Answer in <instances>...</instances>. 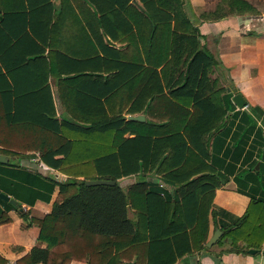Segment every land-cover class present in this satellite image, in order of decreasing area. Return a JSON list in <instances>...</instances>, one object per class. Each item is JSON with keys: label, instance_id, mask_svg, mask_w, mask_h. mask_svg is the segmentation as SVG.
Instances as JSON below:
<instances>
[{"label": "trees", "instance_id": "trees-1", "mask_svg": "<svg viewBox=\"0 0 264 264\" xmlns=\"http://www.w3.org/2000/svg\"><path fill=\"white\" fill-rule=\"evenodd\" d=\"M188 4L0 0V61L13 60L8 67L0 63V154L9 157L0 161V188L33 205L49 201L58 187L44 214L0 198V221L15 208L39 227L46 243L16 264H174L206 248L210 215L222 230L218 243L262 246L264 198L251 197L239 216L212 207L217 171L208 139L225 123L231 92L216 88L217 78L210 76L218 61L201 44ZM245 13L258 11L246 0H220L202 16ZM71 26L84 29L94 52H64ZM102 34L136 45V58L133 53L121 61L105 43L99 55ZM47 48L64 75L58 74V113L46 80L31 79L53 60ZM19 49L25 52H1ZM141 112L144 121L126 117ZM243 117L252 130L256 122L246 112ZM31 154L67 179L22 164ZM129 176L134 181L122 186L120 179ZM91 178L115 184L86 185Z\"/></svg>", "mask_w": 264, "mask_h": 264}, {"label": "crops", "instance_id": "crops-1", "mask_svg": "<svg viewBox=\"0 0 264 264\" xmlns=\"http://www.w3.org/2000/svg\"><path fill=\"white\" fill-rule=\"evenodd\" d=\"M246 1L258 13L227 14L223 17L208 19L203 18L202 15L213 11L220 0H188V12L199 29L201 44L218 61L210 76L217 78L216 88L226 87L231 92L230 109L227 111L225 123L208 139L209 162L217 171L212 207H222L237 216L245 212L251 197L264 198V151L262 154L264 148L262 120L264 115V0ZM246 15H251V17L243 18ZM87 32H89L88 29ZM68 35L69 38L66 37L65 41L64 52L66 54H72L74 51L85 54L94 52L88 40L85 39L87 34L84 29L79 31L75 26H71ZM102 40L97 41L96 51L99 55H104L105 43L114 48L121 61H126L133 53L135 58L137 56L138 47L135 44L133 47L131 42L120 38L113 40L106 34H102ZM1 52L19 55L25 51L19 49L11 53ZM44 53L53 60L44 61L43 68L35 72L39 77L31 79H37V84L42 79L46 80L58 113L56 94L58 74L60 77L64 75L59 73L58 64L48 52V48ZM17 61L21 62V66L23 65L21 57ZM12 62L13 60L6 56L0 61L7 67ZM4 65L2 66L5 67ZM3 70L5 71V68ZM236 92H240L245 99V105L242 107H238L232 99ZM252 107H257L260 112L258 109L252 111ZM245 112L256 122L252 130L249 129L247 121L243 119ZM141 113L145 115L144 120H146V114ZM129 116L126 117L129 118ZM258 129L261 131L258 132ZM261 142L263 144L260 145ZM21 163L28 168L41 170L45 174L56 171L43 164L35 154L23 158ZM252 163L255 164L254 170ZM127 178L135 179V176L120 179V184ZM219 181L221 182L218 184ZM0 190L3 191L1 188ZM57 190L58 187L55 186L49 201L36 199L33 205L19 203L23 209L31 208L35 214L50 212ZM6 214L9 220L0 221V257L5 259L6 264H16L17 260L33 246H46V243L38 238L39 227L36 224L29 223L15 208L8 209ZM215 227L210 215L208 238ZM217 240L211 246H206L207 249L204 248L178 258L174 264H264V242L260 248L254 247L256 250L250 252V247L236 248L232 247L227 239L223 240V243H218ZM69 264H86V262L74 259Z\"/></svg>", "mask_w": 264, "mask_h": 264}, {"label": "water", "instance_id": "water-1", "mask_svg": "<svg viewBox=\"0 0 264 264\" xmlns=\"http://www.w3.org/2000/svg\"><path fill=\"white\" fill-rule=\"evenodd\" d=\"M251 17V15H246L243 16V18L249 19ZM232 99L234 101V103L238 106V107H242L245 105V99L243 97V95L240 92H236L234 93V95L232 96ZM130 119H136V120H144L145 119V115L142 113L139 114H135V115H130L129 116ZM8 157L0 154V161H7ZM156 180V179H155ZM85 184L86 185H99V184H110L113 185L115 184V180L113 179H105V178H91V179H86L85 180ZM0 198L9 201L10 203H12L13 205H18L19 201H17L16 199H14L13 197H11L9 194L3 192L0 190ZM19 209H23V207H19ZM222 234V230L219 227H215V229L213 230L211 236L207 239L205 245L207 247L211 246L213 243L216 242V240L221 236ZM256 249L255 248H249L250 252H254Z\"/></svg>", "mask_w": 264, "mask_h": 264}, {"label": "rangeland", "instance_id": "rangeland-1", "mask_svg": "<svg viewBox=\"0 0 264 264\" xmlns=\"http://www.w3.org/2000/svg\"><path fill=\"white\" fill-rule=\"evenodd\" d=\"M216 75V74H215ZM219 77V76H218ZM51 174L58 180L62 181V180H65L67 179V175L61 173V172H58V171H52ZM133 178H127V179H124L123 181H121V185L122 186H126L128 185L129 183L133 182Z\"/></svg>", "mask_w": 264, "mask_h": 264}]
</instances>
